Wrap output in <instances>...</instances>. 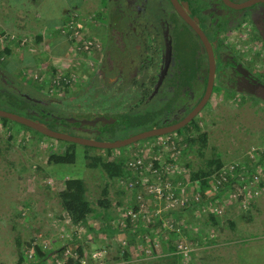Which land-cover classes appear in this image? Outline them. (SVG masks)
<instances>
[{"label": "rangeland", "instance_id": "obj_1", "mask_svg": "<svg viewBox=\"0 0 264 264\" xmlns=\"http://www.w3.org/2000/svg\"><path fill=\"white\" fill-rule=\"evenodd\" d=\"M18 1L20 0H0V14L7 10L5 18L0 17V21L3 22L0 25V35H7L4 41H0V49L10 48L9 54L1 55V62L7 64V69L13 72L15 79L20 81L31 79L33 83L40 84L43 90L48 91V76L51 72L53 74L54 69L64 66L66 71V67H69L67 70L75 74L81 69L86 60L85 57L88 58L89 54L84 50L82 53L80 51L75 53L74 49L67 51L62 49L60 54L68 53L67 56H62L66 60L60 58L61 56L51 55L49 42L51 43L53 33L50 31L58 34L61 28H67L68 23L62 20L64 19L62 17L53 20V23H57L58 26L51 28L50 31H46L45 27L39 25L40 23L34 24L32 29L25 27L20 31L15 24H11L13 20L9 21L10 17L14 18L11 12L15 9L22 14L26 11L21 4L16 5ZM47 2L52 12L56 14H60L68 7L65 12H71L72 15L77 13L81 17L80 22L85 19L87 23L92 24L90 30L85 27L86 32L92 31L91 34L95 32L94 28L98 22L95 15L98 0H48ZM30 6L35 10L34 5L26 3V7L30 8ZM7 12L10 15L6 18ZM70 19L77 21L75 18ZM87 34H83L84 38ZM10 35L14 38H9ZM37 35H40L39 39ZM17 41L20 42L19 45ZM30 57L34 60V65L25 64L26 59ZM41 65L48 67L44 76L43 71L40 73L39 69L37 78L29 74V68H39ZM263 67L264 65H260V68ZM41 76L43 78L39 79ZM19 88L27 93L26 87L20 85ZM90 96L91 94H77L71 101L62 99L59 106L65 108L67 105H81L84 111L82 114L89 116L90 113L86 111L92 103ZM224 96L223 98L214 96L209 108L197 119L201 131L207 134L204 155L200 156L194 148L187 149L186 144L181 148L184 152L175 163L184 183L185 179L190 180L191 171L202 166L205 159L211 157L214 152H218L223 166H227L246 159L252 147L264 148V103L254 97H246L235 92H228ZM106 101L99 96L97 102L93 100V104L103 106ZM146 120L147 118L139 117L134 123L119 125L116 128L115 138L120 139L129 134L144 131L146 127H149ZM168 134L173 135L175 132ZM151 138L152 136L142 138L113 148L111 156L126 155L127 148H138ZM69 144L68 140L41 134L14 121H10L6 126H0V264H17L19 250H23L24 261L21 264H30L33 255H29L30 247L27 246V241L34 240L50 249L73 239L72 226L68 223L61 225L57 218L61 209L55 193L61 188L65 178H83L87 184L88 198L93 202L101 196L102 189L107 187L108 197L112 201L110 212L112 216L103 217V221L98 222V226L112 224L116 227L114 221L118 219L116 214L118 207L115 205L118 199L121 198L119 201L124 206L132 203L131 193L124 194V197L119 195L118 191L122 184L118 180H109L101 168L86 166L85 152L105 154L104 149L99 150L95 149L97 147L73 143L76 155L73 163H46L49 152H62ZM154 153L156 150L148 152V154ZM262 164L264 166V162ZM262 181L259 194L252 197L253 200L249 201L251 202L249 206L247 202L242 205L241 202L228 200L224 205L223 214L216 216L218 222L215 225L206 221L209 213L203 211L199 204L186 211L183 221L188 227L181 236L195 239L193 241L196 245L186 258H169L163 255L162 250L168 249L170 237L167 242H160L157 250L160 251L159 256L152 257L154 256L152 253L146 255L142 245L147 243H143V240L139 243L137 238L136 241L138 240L140 245L135 244L129 247V258L115 260L114 257L118 251L129 240L126 229L122 228V225H117L116 228L119 230L113 234L103 231L105 237L94 231H87V227L86 229L77 228L78 241L86 247L84 262L85 264H166L165 262L173 261L174 264H264V178ZM186 191H192V189L187 187ZM196 191L194 189V192ZM148 204L152 205L153 200L151 199ZM229 220L233 221V224H230ZM155 226L158 227V225ZM97 248L105 249V254L99 258H92L90 252ZM52 256L48 257L44 264H63L67 259L65 256L59 257L58 262L55 259L52 260Z\"/></svg>", "mask_w": 264, "mask_h": 264}, {"label": "flooded vegetation", "instance_id": "obj_2", "mask_svg": "<svg viewBox=\"0 0 264 264\" xmlns=\"http://www.w3.org/2000/svg\"><path fill=\"white\" fill-rule=\"evenodd\" d=\"M98 3L93 34L85 30L92 24L85 19L80 22L79 14L63 13L65 22L77 19L78 38L88 33L95 46L81 69L60 89L46 91L31 79H15L0 58V108L9 107L10 95L23 97L27 105L18 108L20 112L54 131L114 141L119 139L115 138L119 125L134 123L139 117L147 118L145 130L177 123L199 104L209 81L210 92L196 114L173 132L197 122L217 95L223 98L235 92L264 103V67L260 68L264 65V0ZM50 32V54L67 56L53 49L67 51L73 39L63 32ZM84 93L92 97L86 111L89 116L82 114L81 105L59 106L62 99L71 101ZM99 96L107 100L103 106L93 104Z\"/></svg>", "mask_w": 264, "mask_h": 264}, {"label": "built area", "instance_id": "obj_3", "mask_svg": "<svg viewBox=\"0 0 264 264\" xmlns=\"http://www.w3.org/2000/svg\"><path fill=\"white\" fill-rule=\"evenodd\" d=\"M67 23V28H61L60 32H63L66 38L73 39L74 44L70 49H74L75 53L84 50L89 54L90 49L95 46L93 38L89 35L85 38L84 36L77 38L79 31H77L78 27L75 22L70 19ZM12 37V35L9 36V38ZM5 38H7V35H0V41H4ZM60 58L65 59L62 56ZM43 67L46 66L29 68V74L37 78L40 70V73L43 71L42 75L44 76V72L48 71V67ZM68 68L66 67L65 71V67L60 66L56 70L54 69L53 74L52 72L49 74L48 91L53 92L60 89L71 81L74 73L67 70ZM69 74H72V76ZM41 78L43 77H39V79ZM174 136V134L168 133L156 135L138 148L130 147L126 149L125 166L129 171V175L121 179L120 183L131 193L132 203L120 207L118 219L114 222L116 226L122 225V228L125 227L126 218L132 221L140 220L141 223L146 224L159 222L158 227L153 231L152 243L148 241L147 244L142 245V250L146 251V255L151 253L152 255H160V251H157L160 242H167L172 235L181 234L188 227L187 223L183 221L185 218H174L172 211L178 210L180 206H189L191 202L200 201L201 198L199 185L190 182L189 179H185L184 183L177 164L175 161L170 160V158H176L178 153L176 148L178 139L176 140ZM147 150L148 152L156 150V153L148 154ZM161 150L171 151L168 154V159L161 152H158ZM263 151L264 148L252 147L246 161H236L217 170L212 175L213 179L208 188L207 195L210 198L199 204L202 210L208 211L209 214L214 216H220L223 214L224 205L228 200L232 199L234 202H241L242 205H245L252 197L258 195L261 188L260 181L264 178V166L259 160V154ZM252 166L255 167L254 171L249 170ZM187 187H190L192 191H186ZM194 189L197 191L194 192ZM145 195L153 200L152 205L148 204L150 199ZM193 240L191 237H173L172 242L175 244L173 253L178 257H188L196 246ZM32 254L33 248L30 249L29 255ZM90 254L92 258H99L104 255V251L94 249ZM70 255L75 256V253H72L69 248H65L63 256L69 258ZM56 261L59 262L60 260L56 259Z\"/></svg>", "mask_w": 264, "mask_h": 264}, {"label": "trees", "instance_id": "obj_4", "mask_svg": "<svg viewBox=\"0 0 264 264\" xmlns=\"http://www.w3.org/2000/svg\"><path fill=\"white\" fill-rule=\"evenodd\" d=\"M36 37H38L39 39L40 35H37ZM19 43L20 42L17 41L18 45ZM53 50L54 52H57V54H60V52H62V50H57V49H53ZM9 53H10L9 47H4L0 49V58L1 55L3 54L6 55ZM38 87H40V84L38 85ZM14 97L15 98L13 99V96L11 95L8 96L9 98L8 101L10 105L9 107L6 108V110L15 113H20L22 115L30 117L27 113L24 114L23 112H20V110L18 109V108H24L27 105L25 103L26 99L23 97H18V98L17 96ZM10 102L11 103L13 102V104H11ZM10 121H14V120L0 116V123H1L0 126L1 125L6 126L8 125V123H10ZM16 123L21 124L19 122ZM21 125L26 128H30L26 125L23 124ZM174 135H175L174 136L175 139L176 140L178 139L177 147H176L178 149V153L176 154V158L174 157L170 158L171 161L176 162L179 159L180 154L184 152V149H182L181 151V148L185 144L187 145V149L194 148V150H196V152L200 156L204 155L203 149L207 145V134L205 131H201L200 125L197 122H194V124H190V125L188 124L178 129ZM95 149L100 150V148H95ZM104 150H105V154H100V153L88 154L85 152L84 158L86 161V166L90 168H101V170L105 173V175L108 177L109 180L116 179L120 182L121 179L129 175V171L125 166L127 154L126 155L123 154L117 157H112L111 154L113 152V148H106ZM161 151L163 152L161 154L166 156L168 159V154L171 151L169 150L167 152L165 150H161ZM259 155H260L259 157L260 163H263L264 151L261 152ZM75 158H76L75 149L73 143L70 142V144L66 146L65 149L62 150V152H49L46 158V163H73L75 161ZM246 160H247V156L246 159L240 161H246ZM222 167H223V161L220 158V155L218 154V152H214L211 157L205 159L202 166L191 171L189 177L191 182L192 183L196 182V184L199 185V188L201 190L200 193L201 198L199 199L200 201L191 202L189 206L186 207L180 206L178 210L172 211L174 218L179 219L184 217L186 215V211L189 208H195L198 204L205 202L207 198H210V196L207 195V192L209 191L208 188L210 187V182L213 179L212 175ZM254 169H255L254 166L249 168V170L252 171H254ZM62 183H63L62 187L55 193V197L57 199V203L61 211H63L66 214L69 223H71L75 227L81 226L83 229L84 228L86 229L87 227V231L101 229L106 232H111V234H113L114 232L119 230L116 228L117 226L114 227L112 224H106L105 226L99 225V228H95L94 225L88 222V220L92 217H97L103 221L104 219L103 217L112 216L110 213L112 210V201L108 197L107 187H104L102 189L101 196L97 197L93 202L88 198V188L86 181L83 178H79V177L65 178V180ZM262 183L263 181H260L261 185ZM122 188L124 187L122 186ZM252 200L253 199H250V201ZM248 204L250 205L251 202H248ZM248 204L247 206H249ZM115 206L118 207L119 209L124 205L118 199V202ZM206 221H210L213 225H215L218 222V218L212 214H208ZM229 223L233 224V221L229 220ZM157 224H159V222H157L156 224L155 223L146 224V223H141L140 220L132 221L131 219L126 218L124 228L128 233L127 237L129 238V240L127 241L126 245L122 246V248L118 251V254L116 255V257H114V259L115 260L122 258L128 259L130 256L129 247L135 244L139 245V243L142 240L143 243L144 242L148 243V241L149 243H152L154 227H156L155 225ZM74 232L75 234H77L76 229L75 231L73 230V233ZM172 236L176 238L182 237L180 233H177ZM173 237L170 239V241H168V245H167L168 249H165V251L162 250L163 255L165 254V257H169V258L178 257L173 253V250L175 248L174 246L175 244H173V242L171 241ZM72 238L73 239L69 240L68 242L65 241L66 243L63 242L61 246L50 249L47 246H43V244L41 243H36L34 240L27 241V246L30 247V249L33 248V254H32L33 258L30 264H44V261H46V259L51 255H53L52 260L54 259L56 260L59 257H63V252L65 248H69L72 253H75V256L70 255L69 258H67L63 264H85L84 257H85L86 247L84 246V244L78 241L77 236L74 237L72 235ZM137 238L139 240V243L138 240L136 241ZM98 249H102L105 254V249L97 248V250ZM18 252L19 254H18L17 264H21L23 263L22 261H24L22 254L23 250H19ZM156 256L159 255H154L152 257H156ZM165 263L174 264L173 261L165 262Z\"/></svg>", "mask_w": 264, "mask_h": 264}, {"label": "water", "instance_id": "obj_5", "mask_svg": "<svg viewBox=\"0 0 264 264\" xmlns=\"http://www.w3.org/2000/svg\"><path fill=\"white\" fill-rule=\"evenodd\" d=\"M209 53H210V50H209ZM211 84H212V82L209 81L206 92H205L203 98L201 99V101L199 102V104L195 108H193L184 118H182L177 123H174V124L168 125V126L156 127V128L144 130V131L139 132L137 134L127 136V137H124V138H121L118 140H114V141H98V140H93V139H87V138L72 136V135H69V134L63 133V132L54 131V130L48 128L42 122L35 121V120L25 116V115L15 113V112H12V111H9L6 109H2V108H0V116L14 120L16 122H19L23 125L31 127L33 129H35V130H37V131H39L45 135L51 136V137H55V138H59V139H65V140H68L71 142H77V143H81V144H85V145H91V146H95V147H101V148H118L120 146L130 144V143H132L136 140L142 139V138H147V137H151V136H156V135H161V134L172 132L175 129L186 124L196 114L199 107L201 106V103L204 101V99L209 94L210 89H211ZM89 122L93 124L95 122V120L94 121L91 120Z\"/></svg>", "mask_w": 264, "mask_h": 264}, {"label": "crops", "instance_id": "obj_6", "mask_svg": "<svg viewBox=\"0 0 264 264\" xmlns=\"http://www.w3.org/2000/svg\"><path fill=\"white\" fill-rule=\"evenodd\" d=\"M46 1L48 0H20L17 2L16 5L21 4V6H24V13L22 14V12L17 11V9H15L13 12H11V16L14 15L13 19L10 17L9 21L13 20V22H11V24H15L20 31H22V29H25V27L32 29L34 24H39L40 26L45 27L46 31H50V29L54 26L57 25V23H53L54 19H59L63 16V13L66 11L62 10V12L60 14H56V12H52V10L49 7V2L46 3ZM45 2V3H44ZM26 3H28L29 5H34L35 6V10L30 6L26 7ZM44 3V4H42ZM42 4V5H41ZM7 11V10H6ZM5 11V13H6ZM32 12V13H31ZM5 13H1L0 17H2L3 19L5 18ZM10 15L9 12H7L6 18ZM54 17V18H53ZM48 21V22H47ZM3 22L0 21V25H2ZM28 59H30L29 61H27ZM31 62V63H30ZM26 65H34V60H32V58H27L25 61ZM62 187V186H61ZM119 195H121L122 197H124V194L129 193V191H127L125 188H122L118 191ZM121 199V198H120ZM119 199V200H120ZM120 209V208H119ZM117 210L116 214L118 215V211ZM57 218L59 219V223H61V225L69 223L68 218L66 216V214L61 211L59 213V216H57ZM102 221L101 219L97 218V217H92L88 220L89 223L92 222L93 225H95L97 228H99V226L97 225L98 222ZM70 226H72L71 228H73V230L75 231V229H82L81 226H74L71 223H69ZM94 232L98 233V235H102L103 237H105V233L106 231L101 230V229H95L93 230ZM104 231V232H103ZM73 236L76 237L77 234H75V232L73 233Z\"/></svg>", "mask_w": 264, "mask_h": 264}]
</instances>
